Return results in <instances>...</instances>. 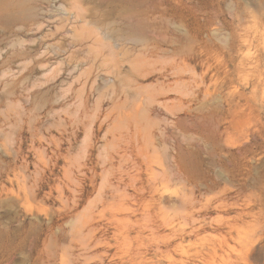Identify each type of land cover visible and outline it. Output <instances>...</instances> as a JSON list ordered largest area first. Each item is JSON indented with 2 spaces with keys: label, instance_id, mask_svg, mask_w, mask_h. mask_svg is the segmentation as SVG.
Wrapping results in <instances>:
<instances>
[{
  "label": "rangeland",
  "instance_id": "obj_1",
  "mask_svg": "<svg viewBox=\"0 0 264 264\" xmlns=\"http://www.w3.org/2000/svg\"><path fill=\"white\" fill-rule=\"evenodd\" d=\"M0 264H264V0H0Z\"/></svg>",
  "mask_w": 264,
  "mask_h": 264
},
{
  "label": "bare ground",
  "instance_id": "obj_2",
  "mask_svg": "<svg viewBox=\"0 0 264 264\" xmlns=\"http://www.w3.org/2000/svg\"><path fill=\"white\" fill-rule=\"evenodd\" d=\"M148 171H149V170H148ZM155 183H156V182H155ZM190 198H191V197H189V199H190ZM186 199H188V197H187ZM194 201H195V200H194ZM194 201H193V202H194ZM135 202H136V201H135ZM200 209H201V208H200ZM197 210H198V209H197ZM134 212H135V211H134ZM189 214H190V213H189ZM190 215H191V214H190ZM232 226H233V225H232ZM91 230L93 231V229L90 228V231H91Z\"/></svg>",
  "mask_w": 264,
  "mask_h": 264
}]
</instances>
